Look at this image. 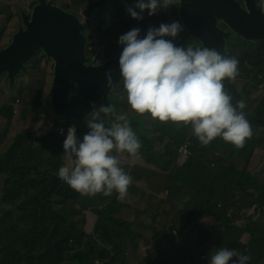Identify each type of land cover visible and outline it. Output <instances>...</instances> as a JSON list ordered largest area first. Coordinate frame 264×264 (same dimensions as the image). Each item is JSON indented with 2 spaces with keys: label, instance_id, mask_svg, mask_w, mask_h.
I'll list each match as a JSON object with an SVG mask.
<instances>
[{
  "label": "trees",
  "instance_id": "obj_1",
  "mask_svg": "<svg viewBox=\"0 0 264 264\" xmlns=\"http://www.w3.org/2000/svg\"><path fill=\"white\" fill-rule=\"evenodd\" d=\"M164 15L171 20L170 13ZM248 47L231 50L229 58L238 59L239 74L223 81L233 106L238 101L245 103L237 111H243L252 135L242 148L220 137L203 146L191 124H154L158 139L166 146L155 158L152 146L145 144L146 159L154 166L150 188L156 193L154 173L170 174L177 186L168 194L177 197L170 200L178 205L175 216L179 217L162 226L153 212L149 236L117 216L121 204L115 191L107 208H90L95 198L110 196H83L58 178L61 166L74 164V154L66 156L63 148L70 127L62 125L72 122L58 126L62 136L52 129L39 137L29 132L18 136L6 157H0V180L4 182L2 190V183L0 186V264H130L131 258L141 264H209L211 254L220 248L249 256L247 264H264V169L252 170L255 152L264 144L257 136L264 130V96L256 107L251 105L252 96L264 94L259 89V82H264V58ZM0 118L12 122L13 110L1 106ZM131 119L145 123L137 116ZM53 123L57 125L54 118ZM73 130L77 138L81 129ZM188 138L192 139L193 155L179 167L178 149ZM89 209L98 216L91 234L78 224ZM144 240L149 244L140 257L138 250ZM229 264H238V257Z\"/></svg>",
  "mask_w": 264,
  "mask_h": 264
},
{
  "label": "clouds",
  "instance_id": "obj_2",
  "mask_svg": "<svg viewBox=\"0 0 264 264\" xmlns=\"http://www.w3.org/2000/svg\"><path fill=\"white\" fill-rule=\"evenodd\" d=\"M171 0H164L167 6ZM127 9L133 19H143L142 13H156L158 0H138ZM179 22L160 24L149 28L141 38L139 28H133L119 37L123 45L119 57L127 102L131 110L139 115L150 113L161 122L191 124L193 134L203 146L217 137L237 148H242L246 138L252 135L243 110L244 101L235 106L231 96L224 91L223 81L234 80L238 73L236 58L222 57L215 50L189 46L176 47L164 37H175ZM107 114L110 109H101ZM106 128L103 123H90L91 131L77 144L73 128L68 129L63 142L66 156L74 154L71 169L61 166L58 178L83 196L102 193L111 196L115 191L123 200L132 182L130 175L119 166L120 162L111 153L127 152L135 163L141 143L123 115ZM234 256L238 264H247L249 256L236 250L220 248L211 254L209 264H229Z\"/></svg>",
  "mask_w": 264,
  "mask_h": 264
},
{
  "label": "water",
  "instance_id": "obj_3",
  "mask_svg": "<svg viewBox=\"0 0 264 264\" xmlns=\"http://www.w3.org/2000/svg\"><path fill=\"white\" fill-rule=\"evenodd\" d=\"M247 4V10L242 12L226 0H182L180 16L183 24L193 31H213L216 24L212 23L224 19L241 31L246 41H264V2L247 0ZM42 8L43 13L24 24L8 49L0 52V77L7 75L10 84L15 86L17 78L25 73L26 65L42 52L56 64L46 101L56 122H72L80 128L95 113L105 115L112 125L123 122L118 120L111 104L114 89L123 82L119 63L109 60L98 66L90 65L77 18L51 5ZM239 24L246 25L240 28ZM226 39L214 45L222 57ZM102 108L110 111L105 114Z\"/></svg>",
  "mask_w": 264,
  "mask_h": 264
},
{
  "label": "flooded vegetation",
  "instance_id": "obj_4",
  "mask_svg": "<svg viewBox=\"0 0 264 264\" xmlns=\"http://www.w3.org/2000/svg\"><path fill=\"white\" fill-rule=\"evenodd\" d=\"M226 1L227 3L233 4L239 11L242 12H245L248 8L247 0ZM261 1L264 2V0ZM137 2L138 0H70L69 4V2H57V0H45L44 2H37V0H26V2H24V0H0V24H18V30L12 33L17 34L22 29L24 24H28L33 17H38L37 14L43 13L42 6L51 5L53 7H61L64 11L77 18L80 32L85 39V56L88 58V62L92 66H98L109 60H114L116 63H119V57L123 50V45L119 43V37L126 34L131 29L139 28L141 30L140 37L143 38L147 34L149 28H158L162 23L171 24L173 22H179L180 24V29L177 35L175 37L169 36L164 38L170 40L176 47L187 49L191 46L194 50L196 48H207L209 50L216 51L214 45L221 43L222 39H226L228 36L225 41L226 49L224 57L229 58L231 50L236 46L241 49L247 48L249 46L247 43L255 44L254 46H249L248 48H258L259 50H252L259 52L264 56V41H246L241 31H238L233 27V24H230L224 19H218L216 22L212 23L216 24L213 31H193L192 29H188L187 26L183 24L180 16L182 0H171L167 6H164V0H158L156 13L149 16L147 10H145L142 13L143 19L140 20L133 19L127 11L129 7H132L139 13L140 10L135 7ZM145 2H147V0H145ZM166 13H170L169 18H171V20H165L164 14ZM245 25L246 24H239L240 28ZM256 25L262 26L263 24ZM3 29L4 27L2 30ZM2 30L0 32V52L8 49L14 37V35H12L9 40L6 39L5 36L7 30ZM237 34L239 36L235 37ZM38 57H40L39 68L46 73V81H44V77L39 75H37V80L35 81L34 72H32L30 77L25 76L21 77V80H17V85L20 88V83L25 81L27 86L24 87L23 90H26L29 89L32 83H35L38 84L37 87H47L50 92L56 64L54 61L48 59L42 52H39L35 59ZM31 63L26 65L25 73ZM0 80L5 81L7 84L9 83L7 75L1 76ZM2 88H4L2 89L3 93H7L5 87ZM119 91L123 96L124 105L123 107L119 106L120 102H118V97L111 101L112 106L115 108L116 115H125L130 118L137 116L139 119L145 120L144 124H142V122H138L137 120L127 121L128 123L135 122V124H137L135 129H131L141 143V148L139 150L141 153H139L138 156L147 157L144 153L146 143L149 146H152L153 156L155 158L163 154L165 152L166 143H162L158 139L160 133L154 126L155 123H159V120L152 118L150 113H145L143 115L134 113L127 102V92L124 89L123 83L114 89L113 94L117 96V94H120ZM17 92L18 91H16V93ZM45 104L47 105L46 102ZM51 116L53 117L52 112ZM94 116H99L102 120L106 121L110 127L112 126V124L108 122L105 115L95 113L92 117ZM92 117L85 120L82 127H78L81 130L79 132L77 131V144L82 142L85 134L83 129L86 123L91 121ZM146 118H148L151 122H148ZM93 123L100 122L93 121ZM123 123L124 122H121V124ZM60 124V122H57V126ZM73 125L74 127H77L76 123ZM147 125L149 128H147ZM113 151H115V149ZM122 153L129 155L127 152ZM151 167L154 168L152 165ZM3 185L4 182H2L1 190L3 189Z\"/></svg>",
  "mask_w": 264,
  "mask_h": 264
},
{
  "label": "rangeland",
  "instance_id": "obj_5",
  "mask_svg": "<svg viewBox=\"0 0 264 264\" xmlns=\"http://www.w3.org/2000/svg\"><path fill=\"white\" fill-rule=\"evenodd\" d=\"M24 2H26V0H24ZM57 2H62V3L69 2L70 4V0H57ZM57 8L62 10L61 7H57ZM55 14H59V12H55ZM0 21H1V18H0ZM3 27L5 30H7L5 38L9 40V38L12 35L14 36L16 35L12 33L17 31L19 26L18 24H0V32ZM252 49L259 50L258 48H254V47H252ZM262 58H264V56H262ZM32 62L34 63H31L28 66L27 72L17 78L18 81L21 80L20 79L21 77H25V76L30 77L32 72H34L35 81L37 80L36 79L37 75L44 77V81H46V73H44L39 68L40 67V57L36 58ZM260 79H262V76H260ZM250 82L254 83L253 80H250ZM260 85H263V92H264V82H259V86ZM26 86H27V83H25V81L20 83V88H19L17 85V81L14 86V85H11L10 82L7 84L5 81L0 80V107L1 106L11 107V105L15 104V101L17 99L21 100V110H20L19 118L14 119V115H13L12 122H8L0 118V141H1L0 157L4 154L3 159L6 157V154L8 153L14 140L18 136L26 132H29L33 134L35 137H39L43 134V129L45 125L49 122V119L53 120L50 109L45 104V102L49 99V89L47 87H41V88L37 87L38 84L32 83L29 89L23 90V88ZM242 86L243 85L240 84V87ZM2 87H5V89L7 90V93H3L2 89L4 88ZM16 91L18 92L16 93ZM263 96L264 94L252 96L251 105L256 107ZM117 97H118V102H120L119 106L123 107L124 102H123V96L121 92L119 95L117 94V96H115L114 99H116ZM114 99H111V101ZM33 102H34V105H32ZM128 118L129 120L131 119L130 117ZM146 119L148 120V122H151L148 118ZM93 121L103 123L106 128L110 127V125L106 121L102 120L99 116H94L91 118V121H88L86 123L84 127L83 132L85 134H88L91 131L88 125L90 123H93ZM128 124L132 129H135V127L137 126L135 122H130ZM62 126L67 128V127H73L74 125L71 123L69 125H62ZM75 128L76 127H73V129ZM147 128H149L148 125H147ZM257 136L264 139V130L262 129L259 130L257 132ZM259 148H260V151L258 153V157L255 158L254 156V166L252 169L254 172H260L264 169V144L263 146ZM155 150L158 151L157 149ZM139 153L141 152L139 151ZM111 155H113L119 162L120 160L125 159L123 158V156L126 157V159L122 163H120L119 166L125 171V173L130 175L132 178V182L128 187L126 197L123 200L117 198V201L119 204L133 205L141 200L142 209H143V212L146 213V218L148 220V223H150L151 221L153 212H156L158 214L157 221L163 224V226L169 225L171 223V220H173L174 217L178 219L179 216H175L178 205L176 204V202H173L170 200V198L175 199L177 197L174 198L168 194L169 192L173 193L175 187L177 186L176 181L173 178H171L170 174L169 175H159L155 173L153 174L156 179L155 180L156 181L155 183L156 193H153L150 186L153 185L154 182L152 179L149 178V172L145 168H143V166L151 167V165L146 162L145 156H142V157L138 156L136 158L135 163H130V160H132L133 158L130 157L129 155H126L124 153H118L116 151H113ZM190 158L191 157L184 158V152L181 150V146H180L178 149V158H177L178 166L181 167ZM179 161L184 162V164H181V162ZM241 166H243L242 163L240 164V167ZM156 171L159 172L157 169ZM148 180H150V184L147 182ZM1 183L2 181L0 180V186H1ZM113 197L114 196L112 195L110 197L97 198L91 204V206L94 208H101V209L107 208L112 203ZM163 201H165V203H163ZM173 205H176V208H173ZM88 212L90 211L89 210L86 211L85 212L86 214L83 217L85 221H82V222L78 221L79 226L84 228V231L86 232L93 230L94 228V224H92V222L90 221H87L86 219ZM90 216L93 218L92 215ZM123 216L126 217V215H123ZM262 217L263 216H261V218ZM238 224L240 225L239 221H238ZM148 231L150 232V229ZM146 235L149 236L151 234L148 235V233H146ZM243 237L246 241L249 239V236L247 234H245ZM145 243L147 245L149 244V241H146V240L143 241V249L138 250V255H140V257H143L145 254V250H144ZM204 260H209V259L208 257H205ZM135 263L141 264V263H138V261L136 260H132L131 258L130 264H135Z\"/></svg>",
  "mask_w": 264,
  "mask_h": 264
},
{
  "label": "crops",
  "instance_id": "obj_6",
  "mask_svg": "<svg viewBox=\"0 0 264 264\" xmlns=\"http://www.w3.org/2000/svg\"><path fill=\"white\" fill-rule=\"evenodd\" d=\"M259 151H260V148H258L257 149V151H256V154H255V158L256 157H258V153H259ZM123 158H125L126 159V157H124L123 156ZM125 159H122V160H120V163H122ZM146 162L148 163V161H147V159H146ZM144 163V162H143ZM142 163V164H143ZM149 164V163H148ZM143 168H145L148 172H149V177L151 176V171L154 169V168H152V167H150V166H143ZM142 182V181H141ZM159 196V195H158ZM98 198V197H97ZM97 198H95V199H97ZM95 199L92 201V203L95 201ZM91 203V204H92ZM151 206V205H150ZM90 208H94V207H90ZM89 211L90 212H88V214H87V216H86V219H87V221H90V222H92V224H94V226H95V224H96V222H97V220H98V216L97 215H95L92 211H91V209H89ZM86 214V213H85ZM90 215H92L93 216V218L90 216ZM123 215H126V217H124ZM119 218H121V219H125V220H129V221H131L133 224H134V227L136 228V229H138L139 230V227H140V229H141V232H142V234L143 235H146V233H148V235L149 234H151L150 232H151V230H150V232L148 231L149 229H151V227L148 225L149 223H148V220H147V218H146V213H144L143 212V209H142V203H141V201H139V202H137V203H135V204H133V205H121V208H120V211H119V213H118V215H117ZM78 220H80V218L78 219ZM82 221H85V220H80V222H82ZM159 223V222H158ZM160 225H162L163 226V224H161V223H159ZM84 229V228H83ZM94 229V228H93ZM140 231V230H139ZM86 232V231H85ZM93 232V230H90V231H88V232H86L87 234H91ZM147 236V235H146ZM145 241V240H144ZM140 249H143V241H142V243H141V246H140ZM146 249H147V245H146V243H145V247H144V250L146 251Z\"/></svg>",
  "mask_w": 264,
  "mask_h": 264
},
{
  "label": "built area",
  "instance_id": "obj_7",
  "mask_svg": "<svg viewBox=\"0 0 264 264\" xmlns=\"http://www.w3.org/2000/svg\"><path fill=\"white\" fill-rule=\"evenodd\" d=\"M259 89L263 91V85H260ZM8 107H10V106H8ZM10 108L13 110L14 119L19 118L20 110H21V100L17 99L15 101V104L11 105ZM51 129L53 130L54 133H57L58 136L63 135V130L61 128L58 129V126L53 123V120L49 119V122L45 125V127L43 129V134L41 136L49 134L51 132ZM192 148H193L192 139L188 138L181 145V150L184 152V158L192 157ZM179 162H181V161H179ZM181 164H184V162H181ZM132 166H133V164H132ZM174 233H176V232H174ZM97 264H101V263L97 262Z\"/></svg>",
  "mask_w": 264,
  "mask_h": 264
}]
</instances>
